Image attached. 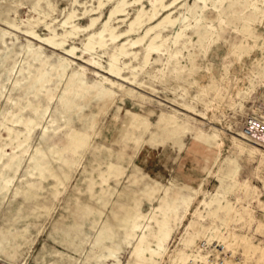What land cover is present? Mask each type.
<instances>
[{
  "label": "rangeland",
  "instance_id": "obj_1",
  "mask_svg": "<svg viewBox=\"0 0 264 264\" xmlns=\"http://www.w3.org/2000/svg\"><path fill=\"white\" fill-rule=\"evenodd\" d=\"M98 1L0 0V264H145L138 238L148 258L168 231L152 264L190 258L201 239L264 264V148L239 136L264 111V0H178L150 22L181 20L160 30V53L143 64L146 37L120 59L121 78L105 73L108 32L104 49L83 48L115 2ZM150 1L110 26L125 30ZM70 12L81 30L63 37ZM196 140L209 170L185 184L169 173Z\"/></svg>",
  "mask_w": 264,
  "mask_h": 264
},
{
  "label": "bare ground",
  "instance_id": "obj_2",
  "mask_svg": "<svg viewBox=\"0 0 264 264\" xmlns=\"http://www.w3.org/2000/svg\"><path fill=\"white\" fill-rule=\"evenodd\" d=\"M110 1V0H107ZM141 1V0H115L112 8L110 9V12L108 14L107 19L102 22V27L100 30H98L97 32L94 33H90L87 36L86 42L84 43V50L87 52H92L93 50L96 49H104L106 47V39L104 38V32H108L109 34V40L111 43H114V49H112V52L109 55V62H108V68H106L105 73L108 74L109 76L112 77H122L121 76V70L122 68L120 67V59L122 57H128L129 55H133L134 58H136V52L135 51H128V49L136 46V44L138 43H142L144 41V39L146 37H150L147 44H145V56H144V60H143V64L146 65L149 61V58L151 57V54L154 53H160V47H162V44L164 43H159L157 44L156 41L158 39H162V35H161V29H164L167 25L173 26L176 22H181L180 17H172L171 15V11L167 14H165L161 20L151 24L150 22H152V20L156 19L157 15L159 14L160 11L162 10H168V7L175 4L178 0H171L169 4H166V2L164 3V0H151L150 1V11L147 12L146 9L143 7V5L141 6V8L137 9L136 15L128 22L127 26L128 28H126L125 30L116 33V27L110 26V21L113 18H117L119 21H125L126 17H125V11L127 9V7L131 4V3H135ZM199 2H202L204 4V8H206L207 6V0H197ZM218 3L221 4L223 2V0H214L213 3ZM103 5V2L101 0L98 1V8H100ZM88 10H86L85 12H87ZM182 16V15H181ZM74 17V12H70L68 14V16H66V18L61 22L60 26L61 27H65L67 24H71L70 25V30L69 31H65L64 34H62L63 37H68V36H73L75 35L78 31H80V27L77 26L76 24L72 23ZM144 18H147V21L151 24L149 27L145 28L142 35L138 36L136 39H125L122 40L121 38L127 35H130L132 33H135L136 30L142 29L143 25H145V21ZM182 18V17H181ZM187 18V16H184L185 20ZM98 20V16L96 17H91L90 18V24L88 25V27H91L96 21ZM157 20V19H156ZM146 21V22H147ZM188 27V25H185L184 29H186ZM48 28L50 29V26H48ZM87 28V27H86ZM84 27V29H86ZM82 29V30H84ZM156 30H158L156 32ZM54 31V29L52 30ZM182 30L180 31H176V35L174 37V42H176L178 40V38L181 36L182 34ZM31 34L34 36V38L36 37L38 40L40 41H45V43H49V44H56L55 42V37L54 36H40L38 34H35L33 32H31ZM152 34V35H151ZM97 39V40H96ZM58 45H63V41L59 42ZM144 45V44H143ZM75 47L71 46L70 48H66V52L70 55H74L75 51ZM133 58V57H132ZM89 65H95L97 62L94 60V58H90L88 60ZM82 69V68H81ZM83 70V69H82ZM256 77V76H255ZM107 80H109L108 78H105ZM113 80V79H112ZM239 136L246 140L247 137H245L244 135H242V133H239ZM253 144V143H252ZM203 200V199H202ZM205 204H207L206 202H204ZM187 206H189V203H187ZM181 222V221H180ZM137 225H135L134 227H136ZM169 234L170 232L168 231L166 236L163 238H159L158 243L156 244V248H150L149 247V257L146 258L145 254L143 253V249L139 247V243L143 241L144 238V233L143 235L140 236L139 241H138V246L135 249V252L137 254V259L140 258V255L143 256V259L145 260V264H152V256L153 255H158L161 256L162 253L161 251L165 250V246L167 245V242L169 240ZM193 256V255H191ZM146 258V259H145ZM160 260V259H159ZM187 260H189V258H185V260L179 262L178 264H184L187 262Z\"/></svg>",
  "mask_w": 264,
  "mask_h": 264
},
{
  "label": "built area",
  "instance_id": "obj_3",
  "mask_svg": "<svg viewBox=\"0 0 264 264\" xmlns=\"http://www.w3.org/2000/svg\"><path fill=\"white\" fill-rule=\"evenodd\" d=\"M240 132L264 148V111L247 115L242 121ZM193 256L184 264H248L232 253L221 241L201 239L193 251Z\"/></svg>",
  "mask_w": 264,
  "mask_h": 264
},
{
  "label": "crops",
  "instance_id": "obj_4",
  "mask_svg": "<svg viewBox=\"0 0 264 264\" xmlns=\"http://www.w3.org/2000/svg\"><path fill=\"white\" fill-rule=\"evenodd\" d=\"M209 170V149L199 140L186 144L173 161L170 176L182 183L199 182Z\"/></svg>",
  "mask_w": 264,
  "mask_h": 264
}]
</instances>
